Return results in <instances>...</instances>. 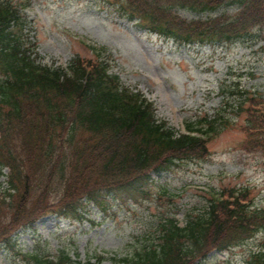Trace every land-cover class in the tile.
<instances>
[{"label": "trees", "instance_id": "1", "mask_svg": "<svg viewBox=\"0 0 264 264\" xmlns=\"http://www.w3.org/2000/svg\"><path fill=\"white\" fill-rule=\"evenodd\" d=\"M116 2L122 16L181 44L248 38L257 43L253 32L264 29V0ZM234 4L242 7L234 18L223 15L187 22L175 13L177 8L207 12ZM26 6L0 0V176L5 168L10 169L8 189L0 191V247L10 248L15 246L12 234L32 227L41 216L57 213L83 220L81 210L87 203L107 211L108 194L133 201L146 197L151 171L167 172L184 159L197 161L207 151L210 138L221 133L227 122L223 117L210 120L206 116L196 122L205 123L202 126L188 124L189 130L202 136L177 135L165 122L159 123L152 102L122 84L112 72V55L105 49L97 59L75 60L70 73L38 64L32 56L36 45L26 35ZM229 101L231 108L248 116L247 142L264 150V97L237 88ZM43 129L45 136L39 135ZM78 131L86 136L75 143ZM70 182L73 185L62 190ZM92 182L100 187L91 189ZM75 194L81 198L75 199ZM247 195L246 190L215 192L204 209L188 216L184 228L173 217L163 219L155 242L122 262L195 264L215 248L226 250L250 238L259 231L264 209L252 211L253 200ZM16 200L5 216L7 203ZM30 259L32 264L104 261L97 257L96 263L77 262L66 251L55 259L40 253L31 254ZM249 264H264V246L253 253Z\"/></svg>", "mask_w": 264, "mask_h": 264}, {"label": "rangeland", "instance_id": "2", "mask_svg": "<svg viewBox=\"0 0 264 264\" xmlns=\"http://www.w3.org/2000/svg\"><path fill=\"white\" fill-rule=\"evenodd\" d=\"M17 1L31 4L27 31L30 40L38 44L36 52L42 65L69 70L77 57L96 59L88 45L107 47L112 53L113 72L123 85L154 102L158 119L167 121L180 134L187 133V121L223 112L235 82L264 94V30L255 31L260 38L258 44L248 38L215 48L186 47L142 32L121 19L114 0ZM237 10L235 6L211 14L181 9L176 13L188 19H206L221 13L232 15ZM229 110L231 123L209 143L211 156L206 161L184 159L163 175L152 174L147 195L139 203L112 195L106 213L89 204L83 222L45 217L34 230L17 233L16 248H0V264H32L31 254L55 258L61 251L83 263L90 259L95 262L97 254L107 257L113 252L116 254L103 264H121L120 259L154 242L166 217L174 215L180 226H185L189 213L206 207L209 189L249 188L254 205L264 207V158L248 153V147L244 150L246 115ZM39 135L45 136V129ZM85 136L78 131L75 143ZM5 180L0 178L2 183ZM89 187L100 185L92 182ZM263 246L261 228L226 252H213L200 264H248L252 254Z\"/></svg>", "mask_w": 264, "mask_h": 264}]
</instances>
